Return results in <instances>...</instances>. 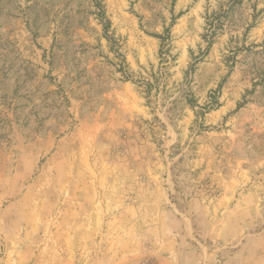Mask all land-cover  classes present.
Masks as SVG:
<instances>
[{"label": "rangeland", "instance_id": "1", "mask_svg": "<svg viewBox=\"0 0 264 264\" xmlns=\"http://www.w3.org/2000/svg\"><path fill=\"white\" fill-rule=\"evenodd\" d=\"M0 264H264V0H0Z\"/></svg>", "mask_w": 264, "mask_h": 264}]
</instances>
